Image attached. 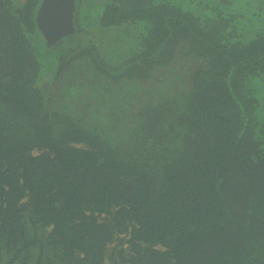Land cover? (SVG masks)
I'll use <instances>...</instances> for the list:
<instances>
[{
	"label": "trees",
	"instance_id": "obj_1",
	"mask_svg": "<svg viewBox=\"0 0 264 264\" xmlns=\"http://www.w3.org/2000/svg\"><path fill=\"white\" fill-rule=\"evenodd\" d=\"M183 1L103 0L111 63L0 0V264H264V0Z\"/></svg>",
	"mask_w": 264,
	"mask_h": 264
},
{
	"label": "flooded vegetation",
	"instance_id": "obj_2",
	"mask_svg": "<svg viewBox=\"0 0 264 264\" xmlns=\"http://www.w3.org/2000/svg\"><path fill=\"white\" fill-rule=\"evenodd\" d=\"M93 3H96V5L93 6ZM99 3H101V1L80 0L79 5L76 6L72 12L71 22L73 31L67 36L60 38L53 45L47 46L45 43L47 46L46 50L49 49V51L44 52L48 53L53 51L55 47L61 44L62 47H68L69 42H72V44H84L89 40L98 47L101 55L111 63L117 58L128 55L132 51V48H134L133 38L126 37L121 31L98 27L95 23L94 18L96 14L99 17L103 16V8H101L102 5ZM89 6L91 7L89 8ZM92 8H94V10H92ZM128 32H130V28ZM120 50L121 52L122 50L125 52L120 55ZM61 52L65 53L66 51H63V49L57 52L53 51L51 52L53 55H49L48 57H58ZM44 54L46 55V53ZM45 55L43 56L47 59Z\"/></svg>",
	"mask_w": 264,
	"mask_h": 264
},
{
	"label": "water",
	"instance_id": "obj_3",
	"mask_svg": "<svg viewBox=\"0 0 264 264\" xmlns=\"http://www.w3.org/2000/svg\"><path fill=\"white\" fill-rule=\"evenodd\" d=\"M80 0H42L37 11L36 25L47 46L73 31L71 17Z\"/></svg>",
	"mask_w": 264,
	"mask_h": 264
},
{
	"label": "rangeland",
	"instance_id": "obj_4",
	"mask_svg": "<svg viewBox=\"0 0 264 264\" xmlns=\"http://www.w3.org/2000/svg\"><path fill=\"white\" fill-rule=\"evenodd\" d=\"M94 1V0H93ZM98 1H101V3H99V4H103V0H95V2H98ZM240 1H242V0H240ZM239 1V2H240ZM244 1V0H243ZM80 2V1H79ZM181 2H184L183 0H181ZM238 2V3H239ZM243 4V3H242ZM96 5V3H93V6H95ZM92 6V5H91ZM91 6H89V8L91 7ZM223 6H225V2H224V5ZM240 6H241V4L238 6V8H240ZM226 8H228V10L229 9H233L234 8V10H236V6H229L228 4H226V6H225ZM241 9V8H240ZM238 11L239 12H241L242 10H239L238 9ZM62 45V44H61ZM57 46V47H55L54 48V50L53 51H55V52H57L58 50H61V49H63V51H67L71 46H72V43L71 44H68V47H62V46ZM61 47V48H60ZM53 51H50V52H45L46 53V55L47 56H52L53 55V53H51V52H53ZM116 51V50H115ZM119 51V50H118ZM125 51H123L122 50V52H121V50H120V55H122V53H124ZM111 57V56H110ZM48 61V60H47ZM47 61H46V63H47ZM263 81H258V87L255 89V91L257 92V93H259V96L262 98V95H263V93H264V83H263V86H262V83ZM262 87H263V89H262ZM87 88H89L88 87V85H85L84 87H83V89L81 90V92L79 93V92H73L74 93V97H72V98H69V100H67V101H70L71 103H73V104H78V105H80V103H86L88 100H87V94L86 93H84V91L87 89ZM262 102L264 103V100L262 99ZM93 103H95V100H93V97H91V100H90V104H89V106H91Z\"/></svg>",
	"mask_w": 264,
	"mask_h": 264
}]
</instances>
